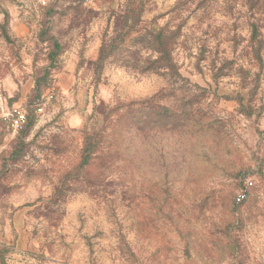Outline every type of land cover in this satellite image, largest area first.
Here are the masks:
<instances>
[{
	"label": "rangeland",
	"instance_id": "obj_1",
	"mask_svg": "<svg viewBox=\"0 0 264 264\" xmlns=\"http://www.w3.org/2000/svg\"><path fill=\"white\" fill-rule=\"evenodd\" d=\"M0 91V264H264V0H0Z\"/></svg>",
	"mask_w": 264,
	"mask_h": 264
},
{
	"label": "built area",
	"instance_id": "obj_2",
	"mask_svg": "<svg viewBox=\"0 0 264 264\" xmlns=\"http://www.w3.org/2000/svg\"><path fill=\"white\" fill-rule=\"evenodd\" d=\"M0 110L4 120L8 123V126L15 132L23 129L29 122L27 110L18 104L10 105L0 91ZM39 111H42V107H38ZM253 181L247 179L246 188L251 187ZM246 198V190L240 191L237 195L236 200L242 202Z\"/></svg>",
	"mask_w": 264,
	"mask_h": 264
}]
</instances>
